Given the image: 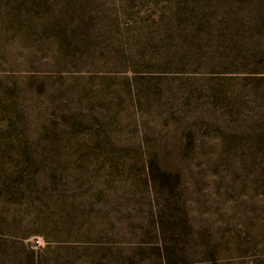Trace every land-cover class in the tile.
Masks as SVG:
<instances>
[{
  "label": "rangeland",
  "instance_id": "obj_1",
  "mask_svg": "<svg viewBox=\"0 0 264 264\" xmlns=\"http://www.w3.org/2000/svg\"><path fill=\"white\" fill-rule=\"evenodd\" d=\"M0 264H264V0H0Z\"/></svg>",
  "mask_w": 264,
  "mask_h": 264
}]
</instances>
